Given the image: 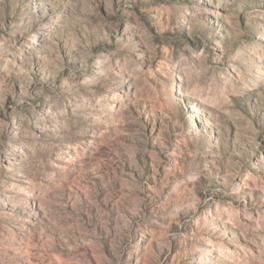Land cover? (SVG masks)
<instances>
[{"label":"rangeland","instance_id":"rangeland-1","mask_svg":"<svg viewBox=\"0 0 264 264\" xmlns=\"http://www.w3.org/2000/svg\"><path fill=\"white\" fill-rule=\"evenodd\" d=\"M0 264H264V0H0Z\"/></svg>","mask_w":264,"mask_h":264}]
</instances>
